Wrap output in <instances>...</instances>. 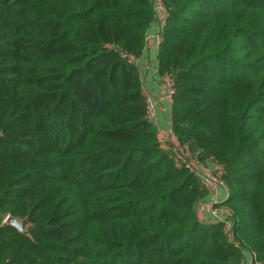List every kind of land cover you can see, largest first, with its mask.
<instances>
[{"label": "trees", "instance_id": "1", "mask_svg": "<svg viewBox=\"0 0 264 264\" xmlns=\"http://www.w3.org/2000/svg\"><path fill=\"white\" fill-rule=\"evenodd\" d=\"M162 2L172 131L221 166L233 235L148 117L153 1L0 0V264L264 261V0Z\"/></svg>", "mask_w": 264, "mask_h": 264}, {"label": "crops", "instance_id": "2", "mask_svg": "<svg viewBox=\"0 0 264 264\" xmlns=\"http://www.w3.org/2000/svg\"><path fill=\"white\" fill-rule=\"evenodd\" d=\"M161 30V24L154 18L153 24L148 31L147 43L142 54L137 57L136 63L141 72L143 89L147 98L156 101L155 114L151 120L157 129L160 141H164L163 146L168 147L170 144L177 143V139L172 131V103L160 98L165 91L164 79L158 73V52ZM204 163L212 169L217 166L216 161L212 158H206ZM228 194L229 192L222 187H218L216 192L207 190L206 196L199 203L198 212L200 218L207 222L220 221V217L213 213L212 206L223 203L227 199ZM250 259L251 253L248 251L246 252V263Z\"/></svg>", "mask_w": 264, "mask_h": 264}, {"label": "built area", "instance_id": "3", "mask_svg": "<svg viewBox=\"0 0 264 264\" xmlns=\"http://www.w3.org/2000/svg\"><path fill=\"white\" fill-rule=\"evenodd\" d=\"M153 1V9H154V17L161 24L162 28L165 23L167 10L164 6L162 0H152ZM161 34V33H160ZM148 39V37H147ZM161 41V35L159 40V45ZM135 61L137 58H134ZM165 83V91L160 96L161 99H165L172 103V97L175 93V82L171 77L164 78ZM155 104L156 101L148 98V117L151 119L155 114ZM161 144L164 145V141H161ZM168 145V144H167ZM172 147V157L176 161L178 165H184L189 168L191 171L197 173L202 182L204 183L207 190L217 191L218 187H222L229 192V188L222 178L221 175V166L217 163L215 168H210L207 166L204 161L198 156V154L192 151L188 146H182L178 142L173 145H168V148ZM213 213L220 217V221L224 223L225 229L228 231L230 236L233 235V223H232V215L233 212L229 206L223 203H219L217 205L212 206ZM8 215L5 216L4 221H6ZM251 259L248 263H246V254L244 259L245 264H264L263 260H260L256 257L255 252L250 251Z\"/></svg>", "mask_w": 264, "mask_h": 264}, {"label": "water", "instance_id": "4", "mask_svg": "<svg viewBox=\"0 0 264 264\" xmlns=\"http://www.w3.org/2000/svg\"><path fill=\"white\" fill-rule=\"evenodd\" d=\"M6 222L10 225L15 226L20 232L28 235L30 234L29 231L30 221L28 217L20 218L14 215H8L6 218Z\"/></svg>", "mask_w": 264, "mask_h": 264}, {"label": "rangeland", "instance_id": "5", "mask_svg": "<svg viewBox=\"0 0 264 264\" xmlns=\"http://www.w3.org/2000/svg\"><path fill=\"white\" fill-rule=\"evenodd\" d=\"M198 209H199V206H198Z\"/></svg>", "mask_w": 264, "mask_h": 264}]
</instances>
